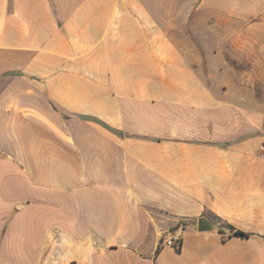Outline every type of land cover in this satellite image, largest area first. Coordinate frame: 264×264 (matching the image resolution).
Segmentation results:
<instances>
[{"label":"crops","instance_id":"obj_1","mask_svg":"<svg viewBox=\"0 0 264 264\" xmlns=\"http://www.w3.org/2000/svg\"><path fill=\"white\" fill-rule=\"evenodd\" d=\"M263 143L264 0H0V264H264Z\"/></svg>","mask_w":264,"mask_h":264},{"label":"built area","instance_id":"obj_2","mask_svg":"<svg viewBox=\"0 0 264 264\" xmlns=\"http://www.w3.org/2000/svg\"><path fill=\"white\" fill-rule=\"evenodd\" d=\"M261 155L264 156V143L261 146ZM185 230L183 225L177 226L172 232L165 238L166 244L179 248L182 234Z\"/></svg>","mask_w":264,"mask_h":264},{"label":"water","instance_id":"obj_3","mask_svg":"<svg viewBox=\"0 0 264 264\" xmlns=\"http://www.w3.org/2000/svg\"><path fill=\"white\" fill-rule=\"evenodd\" d=\"M198 229L199 231H213L216 227L207 216H201L198 218Z\"/></svg>","mask_w":264,"mask_h":264},{"label":"trees","instance_id":"obj_4","mask_svg":"<svg viewBox=\"0 0 264 264\" xmlns=\"http://www.w3.org/2000/svg\"><path fill=\"white\" fill-rule=\"evenodd\" d=\"M227 228H228L229 233L232 235H237V236H242V237H249L250 236L249 232H246V231L241 230V229H237L233 225H228ZM220 231L224 232V229H220Z\"/></svg>","mask_w":264,"mask_h":264},{"label":"rangeland","instance_id":"obj_5","mask_svg":"<svg viewBox=\"0 0 264 264\" xmlns=\"http://www.w3.org/2000/svg\"><path fill=\"white\" fill-rule=\"evenodd\" d=\"M188 224V223H187ZM188 226H190L189 224H188ZM165 244H166V242H164ZM173 248H176V247H174V246H172Z\"/></svg>","mask_w":264,"mask_h":264}]
</instances>
